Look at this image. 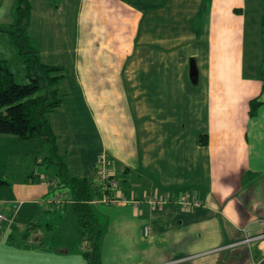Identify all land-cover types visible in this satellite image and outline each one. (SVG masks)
I'll list each match as a JSON object with an SVG mask.
<instances>
[{
  "label": "crops",
  "instance_id": "crops-1",
  "mask_svg": "<svg viewBox=\"0 0 264 264\" xmlns=\"http://www.w3.org/2000/svg\"><path fill=\"white\" fill-rule=\"evenodd\" d=\"M29 2L39 58L61 67L47 114L58 155L100 189L105 153L118 180L119 201H91L101 264H264V80L262 57L248 56V0ZM48 143L39 163L54 171L0 197V264H88L84 238L62 235L72 201H47Z\"/></svg>",
  "mask_w": 264,
  "mask_h": 264
},
{
  "label": "trees",
  "instance_id": "trees-1",
  "mask_svg": "<svg viewBox=\"0 0 264 264\" xmlns=\"http://www.w3.org/2000/svg\"><path fill=\"white\" fill-rule=\"evenodd\" d=\"M30 11L29 0H16L13 21L0 25V30L9 34L11 42L20 53L28 77L26 83L17 82L6 60L0 59V133L17 134L22 139L40 136L52 144V152L56 158L54 160L49 156L46 162L55 164L61 185L70 189L69 195L78 218L80 236L89 244V249L85 252L88 264H101L104 227L91 203L101 196V190L85 177L69 176L65 159L58 155L56 137L47 114L62 100L63 92L59 87L61 67L44 63L39 58L36 41L27 31ZM261 76L264 80V51ZM41 163H44L43 160ZM3 182L5 180L0 179V183Z\"/></svg>",
  "mask_w": 264,
  "mask_h": 264
},
{
  "label": "rangeland",
  "instance_id": "rangeland-1",
  "mask_svg": "<svg viewBox=\"0 0 264 264\" xmlns=\"http://www.w3.org/2000/svg\"><path fill=\"white\" fill-rule=\"evenodd\" d=\"M10 3L9 0H0V24L11 22L13 19L11 14L12 4L10 5ZM246 18L248 56L251 61L255 59L259 62L264 51L263 0H248ZM0 59L6 60L17 82L26 83L28 81L23 59L17 48L10 42L8 33L3 30H0ZM4 134L11 135L12 133ZM14 136L19 138L20 141L8 139L6 143H3V153H0V157H2L0 161V179H8L12 183L11 186L8 184L9 182L0 183V197L3 192L11 195L13 183L22 179L23 176H27V174L29 175L32 172L39 174L45 170L54 171L53 167L46 168L45 162L43 164L39 163L47 155L49 143L46 140L40 136L29 139H22L17 134H14ZM53 204L55 203L50 205L53 206ZM1 205L2 208H7V205L11 206L12 204L10 202H1ZM67 206L62 225V235L75 236L76 238L80 236L77 230L76 217L71 207ZM92 206L96 210V214L99 215L97 206L94 204ZM52 211L53 209H51V213H53ZM57 213L59 212L57 211ZM80 243V248H87V240L82 239Z\"/></svg>",
  "mask_w": 264,
  "mask_h": 264
},
{
  "label": "built area",
  "instance_id": "built-area-1",
  "mask_svg": "<svg viewBox=\"0 0 264 264\" xmlns=\"http://www.w3.org/2000/svg\"><path fill=\"white\" fill-rule=\"evenodd\" d=\"M96 166H97L99 187L101 190V196L97 199V201L105 202V203H114L116 201H119L120 197L118 195V186H119L118 180L113 177L110 171L108 158L105 153L99 154ZM47 182L54 187L53 192L47 198L48 202L60 204L65 202L66 200L71 201L70 195L69 197H67L64 194H62L60 190H58V188L61 186L59 176L48 177ZM131 201L135 203L138 202L137 199ZM148 201L154 205V204H161L165 200L159 198H149ZM183 203L185 205L191 204V202L189 201H184ZM3 218H5V216L3 215V213L0 212V226ZM147 232H148V226L145 225L144 233L147 234Z\"/></svg>",
  "mask_w": 264,
  "mask_h": 264
}]
</instances>
